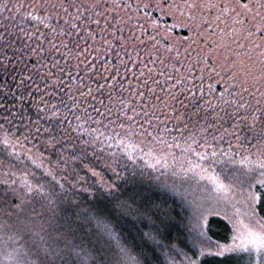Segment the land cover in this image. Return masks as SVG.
I'll list each match as a JSON object with an SVG mask.
<instances>
[{
  "label": "trees",
  "instance_id": "16d2710c",
  "mask_svg": "<svg viewBox=\"0 0 264 264\" xmlns=\"http://www.w3.org/2000/svg\"><path fill=\"white\" fill-rule=\"evenodd\" d=\"M171 1L0 0V264H73L72 247L80 264L97 234L125 264L145 242L157 264H240L201 255L232 227L211 215L197 236L178 168L264 170V0L259 23Z\"/></svg>",
  "mask_w": 264,
  "mask_h": 264
},
{
  "label": "rangeland",
  "instance_id": "374dc122",
  "mask_svg": "<svg viewBox=\"0 0 264 264\" xmlns=\"http://www.w3.org/2000/svg\"><path fill=\"white\" fill-rule=\"evenodd\" d=\"M147 1L151 2V0ZM183 1L189 4H197L200 1V4H211L212 2L215 6L217 3L225 4L235 16L241 14L244 18H249L250 21L251 19L257 20L258 23L263 20L260 18L262 7L258 6V0H247L245 4L249 5L237 4L236 0ZM172 2L176 3L177 0H172L170 4ZM178 4H182V2ZM181 48L184 50L187 47ZM226 161L227 164L218 165L216 169L213 166H199L198 163L195 166L187 164L178 168V181L182 182L183 192L187 194L194 207V212L191 215L196 219H194V227L200 232L197 236L201 237V233L203 234L204 231L206 233L204 224L205 221L207 224L211 215L227 219L232 227L229 242L206 243V239L203 240L205 244L202 251L209 250L216 254H219L225 246L231 245L232 238L238 233L247 235L249 231L259 232L264 228V219L257 211L259 198L257 190L264 192V170L258 169L247 161ZM219 183L230 185V188L227 191L218 188ZM198 225L199 227H197ZM229 256L235 262L247 264V257L231 253Z\"/></svg>",
  "mask_w": 264,
  "mask_h": 264
},
{
  "label": "snow or ice",
  "instance_id": "6c2138e0",
  "mask_svg": "<svg viewBox=\"0 0 264 264\" xmlns=\"http://www.w3.org/2000/svg\"><path fill=\"white\" fill-rule=\"evenodd\" d=\"M133 135H135V133H133ZM85 143H87V141H85ZM53 147H55V144L53 145ZM116 163L117 162L114 161L113 165H115ZM110 170L113 173L116 181H121L123 179V177L117 171L116 166H110ZM54 171L55 170L49 171V175L52 177V180H55V175L53 174ZM61 179L65 178L61 177ZM80 180H83V177H81ZM56 186V184H53L51 182H49L47 185L37 184L35 188H29L28 191L46 192L48 190L54 189ZM59 187L62 188L63 185H59ZM108 187L112 190H116L117 184L109 182ZM218 188H222L227 191L230 188V185L219 183ZM102 195H104L102 192H97V197ZM109 203H111V201H109ZM117 206L126 208L128 206L127 201H123ZM17 207H20V205H17ZM105 207H107V205H105ZM168 219H170V217H168ZM96 220L98 225L102 223V220L99 216L96 217ZM153 224L155 226L153 232H150L146 235L148 240L156 242L155 237L158 235H162L160 229L166 228L167 224L165 223V220L161 219L160 217H156V219L153 220ZM129 227L130 229H136L137 226L135 225V223H132L129 225ZM104 229L105 231H107L108 235L113 234L112 230L107 224L104 225ZM110 248L111 244L102 239V237L97 234L95 237V243H92L88 249L87 260H81L80 264H125V262L119 260L113 261L109 258ZM82 251H84V249H77L75 247H72L69 252V255H71L72 252H75L76 257H79L80 252ZM121 251H123V249H121ZM136 251L138 252V256L135 258H130L127 264H157L158 257L155 255L156 249H150L147 246V242L141 244L136 249ZM226 253L237 254L242 257H247V264H264V228H262L259 232L249 231L247 235H245L244 233H238L232 238L231 245L225 246L224 249L219 252L220 255H225ZM203 254V251H201V255ZM76 257L73 258V264L75 262ZM52 259H54V256L49 257L48 250L46 249L45 257L41 260V264H52Z\"/></svg>",
  "mask_w": 264,
  "mask_h": 264
}]
</instances>
